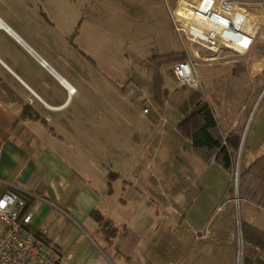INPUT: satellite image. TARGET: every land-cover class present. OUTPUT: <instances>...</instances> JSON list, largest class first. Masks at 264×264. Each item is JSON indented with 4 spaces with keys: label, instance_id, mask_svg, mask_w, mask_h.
<instances>
[{
    "label": "crops",
    "instance_id": "obj_1",
    "mask_svg": "<svg viewBox=\"0 0 264 264\" xmlns=\"http://www.w3.org/2000/svg\"><path fill=\"white\" fill-rule=\"evenodd\" d=\"M161 2L0 0V197L17 191L32 201L31 228L45 231L46 241L63 256L61 264H214L219 254L234 264L233 243L241 232H235L236 202L243 220L264 231V210L241 202L229 187L230 173L197 158L191 143L173 127L202 176L193 193L188 185L184 188L178 208L164 203V191L162 197L156 195L147 156L149 132L153 134L155 126L125 124L130 107L123 106L117 90L106 92V73L80 38L88 30L106 27L108 18L133 19L124 24L135 34L166 32L168 27L159 21L166 17L171 28L176 0H163L162 16L155 6ZM212 14L190 18L203 32L215 29L222 35L218 40L230 47L249 45L254 19L246 21L245 36L237 25H222ZM75 29L77 39L72 36ZM146 45L148 51L173 46L167 37ZM261 46L254 45L251 54L256 58ZM249 64L234 61L214 67L218 82L227 74L225 81L237 78L243 83L235 84L236 92L227 96L236 104L246 100V108L257 96L249 89ZM124 79H132V74L122 77L120 86ZM68 87L76 93L70 94ZM26 107L38 119L22 118ZM259 110L253 140L247 144L244 137V167L264 155L262 106L250 111L248 124ZM240 128L230 123L228 131ZM93 211L99 212L102 223L91 217ZM104 222L111 224V232ZM245 264H264V252L247 245Z\"/></svg>",
    "mask_w": 264,
    "mask_h": 264
},
{
    "label": "rangeland",
    "instance_id": "obj_2",
    "mask_svg": "<svg viewBox=\"0 0 264 264\" xmlns=\"http://www.w3.org/2000/svg\"><path fill=\"white\" fill-rule=\"evenodd\" d=\"M237 1L255 3L261 0ZM155 6L160 16L166 14L163 0ZM166 19L165 17L159 21L165 28L168 27L166 32L162 29L163 33H159L156 29L154 31L156 33L153 34H149L151 32L149 30L144 33L135 34L124 24V22L133 19L120 20L119 18H108L105 20L107 28L105 26H102L100 29L93 28V30H88L85 34L81 35L80 38L83 39L88 53L98 60L97 62H99L98 65L101 70L106 73V92H108V94H115L117 90V94L119 93L123 96V106H129L131 108H129L127 115L123 116L124 121L128 122L125 124L133 123L139 125L140 129L145 122L150 125L154 124L155 128L153 134L149 132L150 136L148 140L151 144L149 145L147 156L149 160H152V169L155 173L152 185L153 190L156 195L160 197H162V192H165V204L169 202L176 208L180 207V198L184 188H187L186 186L188 185L191 188L189 190L193 193L198 189L196 180L202 176L201 170L196 168L194 163L189 159L190 154L185 152L184 145L181 143L178 135L187 142L190 141L183 137L177 130L178 124L183 119L182 111L196 95L212 107L224 137L235 131L242 134L239 149L234 153V167L230 173L231 178L229 182V187L238 195L239 175L240 171L246 168L244 167L245 157L248 155V148L243 143L244 137L246 136L245 139L247 144H250L253 140L256 125L260 121L261 110L258 111L256 116L254 115L255 118H251L249 124L248 115L253 108L257 109L259 106H262V100L264 98V74L262 76V74H260L262 70L254 68L253 65L255 62L259 61L264 63V42L261 38H258L255 42L257 45H262L259 58L253 56L251 52L247 57L225 54L222 58L210 60L213 56L211 55V57L208 56V58H206L208 60L199 61L198 67L196 68L200 77V83L196 86L179 85L173 70L175 64L164 67L162 72L165 78V88L168 92L166 95L162 94L159 101L163 103L160 105L155 99L152 77L153 71L147 63V58L154 53L167 54L181 50L185 51L179 34L175 31L173 22L170 28V26H168V20ZM223 24L226 25L225 23H222V25ZM72 36L77 39V29H75ZM166 37L173 45L169 50H146L148 41H152V39L157 41L160 39L164 40ZM217 37L222 38V35H217ZM234 61L251 64L249 65L252 68L250 70L252 79L249 89L251 93L257 95L254 101L251 100V108L249 106L247 108L243 107L246 100H239L240 107V105H238L239 103L236 104L233 101L232 96H227V94L232 95L236 92L234 90L235 84L238 85L241 83L240 85H243L237 78L236 80H234V78L229 79V83L225 81L228 79L227 74L221 82L214 79V67L234 64ZM128 74H132V79H124L120 86L122 77ZM244 86H246V84H244ZM91 91L92 90H88L86 94H89ZM107 107H109V99ZM145 109H147L148 112H144ZM240 110L243 113L241 116L239 114ZM230 123H237L241 128L228 131ZM171 127L176 130L178 135L171 131ZM233 196V193L228 194L229 198ZM236 204L238 205V209L234 217L235 232L241 230L242 235L241 221L243 217L239 209V204L237 202ZM246 246L247 244L244 242L243 264L246 259ZM233 249L234 264H237L239 250L238 236H236L235 242L233 243ZM228 263L229 261L226 257L221 254L214 259V264Z\"/></svg>",
    "mask_w": 264,
    "mask_h": 264
},
{
    "label": "built area",
    "instance_id": "obj_3",
    "mask_svg": "<svg viewBox=\"0 0 264 264\" xmlns=\"http://www.w3.org/2000/svg\"><path fill=\"white\" fill-rule=\"evenodd\" d=\"M205 12L210 17L214 15L228 27L237 25L245 34L243 28L247 20L254 19V33L247 47H230L217 38L216 30L203 32L196 26L190 16ZM171 20L175 31L179 34L182 45L187 52L188 61L173 66L175 76L180 86H196L200 83L197 72L199 61L211 57L216 60L225 54H235L247 57L252 52L255 42L261 38L264 42V0L247 3L237 0H176L171 10ZM242 28V29H241ZM16 38V37H15ZM22 43L19 38H16ZM28 52L45 68L52 70L48 64L38 59L30 49ZM254 68L264 70V63L255 62ZM74 95L76 90L68 89ZM144 112H148L145 109ZM26 200L17 192L10 191L0 197V264H58L63 262V256L55 246L45 239V231L37 236L31 228L33 212L29 210L21 217L26 207ZM237 264H243L244 242L239 233Z\"/></svg>",
    "mask_w": 264,
    "mask_h": 264
},
{
    "label": "trees",
    "instance_id": "obj_4",
    "mask_svg": "<svg viewBox=\"0 0 264 264\" xmlns=\"http://www.w3.org/2000/svg\"><path fill=\"white\" fill-rule=\"evenodd\" d=\"M187 61L188 55L184 50L167 54L154 53L147 58V63L153 71L155 99L160 105L163 103L159 101L162 94L166 95L168 92L165 88L163 68ZM262 107L264 108V98ZM182 114L183 119L178 124L177 130L190 141L194 155L205 164L214 163L231 173L234 167V153L239 149L242 134L235 131L224 137L212 107L197 95L185 107ZM21 117L38 119V116L27 107L23 109ZM21 196L27 202L26 207L21 212L22 217L30 210L32 201L24 195ZM238 197L241 202H248L264 210V155L257 157L248 167L240 171ZM91 217L99 223L103 222L98 211H93ZM104 224L111 232L109 229L111 224L109 222H104ZM241 229L243 241L247 245L264 252V231L244 220L241 221ZM36 234L40 236L39 232H36Z\"/></svg>",
    "mask_w": 264,
    "mask_h": 264
},
{
    "label": "bare ground",
    "instance_id": "obj_5",
    "mask_svg": "<svg viewBox=\"0 0 264 264\" xmlns=\"http://www.w3.org/2000/svg\"><path fill=\"white\" fill-rule=\"evenodd\" d=\"M68 89H72V88L68 87Z\"/></svg>",
    "mask_w": 264,
    "mask_h": 264
},
{
    "label": "water",
    "instance_id": "obj_6",
    "mask_svg": "<svg viewBox=\"0 0 264 264\" xmlns=\"http://www.w3.org/2000/svg\"><path fill=\"white\" fill-rule=\"evenodd\" d=\"M27 47V46H26Z\"/></svg>",
    "mask_w": 264,
    "mask_h": 264
}]
</instances>
